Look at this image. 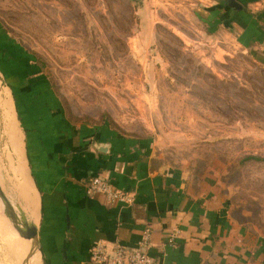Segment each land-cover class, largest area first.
<instances>
[{
  "label": "rangeland",
  "instance_id": "rangeland-1",
  "mask_svg": "<svg viewBox=\"0 0 264 264\" xmlns=\"http://www.w3.org/2000/svg\"><path fill=\"white\" fill-rule=\"evenodd\" d=\"M197 1L0 0V49L29 55L70 123L150 137L160 164L186 171L195 190L214 189L264 237V62L209 33ZM10 59L0 52V155L18 131ZM6 240L0 230V264H22Z\"/></svg>",
  "mask_w": 264,
  "mask_h": 264
},
{
  "label": "crops",
  "instance_id": "crops-1",
  "mask_svg": "<svg viewBox=\"0 0 264 264\" xmlns=\"http://www.w3.org/2000/svg\"><path fill=\"white\" fill-rule=\"evenodd\" d=\"M197 2L209 33L232 36L264 62V0ZM13 46L0 52L11 56L6 71L14 87L7 88L18 147L11 140L12 153L0 155V189L36 226L41 252L34 250L31 263L40 264V255L43 264H96L94 243H104L111 258L114 243L136 249L148 233L147 252L163 264H264V237L235 220L214 189L195 190L186 171L160 164L150 137L123 135L106 123H70L47 78L33 74L35 62ZM94 176L132 193L133 203L88 194ZM7 209L0 195V230L23 259L32 242L15 235Z\"/></svg>",
  "mask_w": 264,
  "mask_h": 264
},
{
  "label": "built area",
  "instance_id": "built-area-1",
  "mask_svg": "<svg viewBox=\"0 0 264 264\" xmlns=\"http://www.w3.org/2000/svg\"><path fill=\"white\" fill-rule=\"evenodd\" d=\"M90 195H101L109 204L130 206L133 203V194L116 188L105 177L94 176L85 185ZM172 239H170L171 242ZM149 235L145 233L136 249H129L119 243H114L112 257L108 258L104 243L96 242L90 248V260L96 264H163L159 259L147 252Z\"/></svg>",
  "mask_w": 264,
  "mask_h": 264
},
{
  "label": "water",
  "instance_id": "water-1",
  "mask_svg": "<svg viewBox=\"0 0 264 264\" xmlns=\"http://www.w3.org/2000/svg\"><path fill=\"white\" fill-rule=\"evenodd\" d=\"M0 195L4 198V201L8 205V209L6 211L7 217L10 220V223L15 230L16 234L28 241L32 242V245L25 255V259L22 262V264H28V260L33 254L34 250L40 254V248L38 246L37 242V229L36 226L33 223L28 222L25 218L23 213L20 211L18 208H14L13 205L8 201L6 196L3 194L2 190L0 189ZM40 258V264L42 263V259L39 255Z\"/></svg>",
  "mask_w": 264,
  "mask_h": 264
},
{
  "label": "bare ground",
  "instance_id": "bare-ground-1",
  "mask_svg": "<svg viewBox=\"0 0 264 264\" xmlns=\"http://www.w3.org/2000/svg\"><path fill=\"white\" fill-rule=\"evenodd\" d=\"M4 105H5V109H6V112H5V114H6V118L9 120V122H10V124L9 125H11V123H12V109H11V106H10V103L6 100V101H4ZM12 130H13V128H12ZM14 131L16 132V130L14 129L13 130V134H15L14 133ZM18 134V133H17ZM14 136V140H12L13 141V143H14V145L16 146V147H18V144H17V138L15 137L16 135H13ZM31 204V203H30ZM30 204H28V205H30ZM32 205V204H31ZM24 206V205H23ZM31 207V206H30ZM31 209H33V208H31ZM33 210H35V209H33ZM30 215V214H29ZM30 217V216H29ZM22 240V239H21Z\"/></svg>",
  "mask_w": 264,
  "mask_h": 264
},
{
  "label": "trees",
  "instance_id": "trees-1",
  "mask_svg": "<svg viewBox=\"0 0 264 264\" xmlns=\"http://www.w3.org/2000/svg\"><path fill=\"white\" fill-rule=\"evenodd\" d=\"M1 50V49H0ZM2 50H3V47H2Z\"/></svg>",
  "mask_w": 264,
  "mask_h": 264
}]
</instances>
